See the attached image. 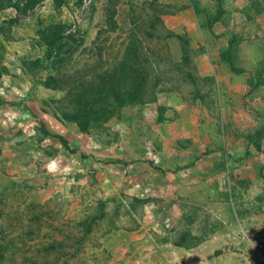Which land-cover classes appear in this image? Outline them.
Returning <instances> with one entry per match:
<instances>
[{"label":"rangeland","instance_id":"1","mask_svg":"<svg viewBox=\"0 0 264 264\" xmlns=\"http://www.w3.org/2000/svg\"><path fill=\"white\" fill-rule=\"evenodd\" d=\"M222 1L190 5L259 76L242 130L163 0H0V264H261L264 0ZM134 63L147 98L113 106Z\"/></svg>","mask_w":264,"mask_h":264},{"label":"crops","instance_id":"2","mask_svg":"<svg viewBox=\"0 0 264 264\" xmlns=\"http://www.w3.org/2000/svg\"><path fill=\"white\" fill-rule=\"evenodd\" d=\"M168 10L163 15L166 26L175 31H186L191 38V47L194 50L201 49L193 56L192 64L196 75L201 78H208L214 87L218 105L221 106V112L225 115H231L235 119V126L242 130L254 125L256 119L252 117L251 112L246 105V93L251 91L256 79L259 76H252L248 73L246 66L238 65L233 67L226 58L221 55L229 48L228 39L232 36L233 30L230 27L213 26L210 30L201 28L196 25L194 10L190 5V0H163ZM201 1V0H198ZM243 2L249 6V0H223V8L228 10V6ZM239 8V5H238ZM199 27V28H198ZM249 28V27H246ZM257 32V31H256ZM260 34H264V26L259 29ZM198 36V42L195 36ZM238 71V72H237ZM199 119L205 122L198 124ZM209 121L205 117H199L192 121H182L180 123L182 133L185 137H194L206 135L203 127ZM260 122V121H258ZM217 124V122H215ZM175 125H178L175 124ZM198 130H202L203 133ZM165 174V172H163ZM193 175L199 179L206 178L201 172H195Z\"/></svg>","mask_w":264,"mask_h":264},{"label":"trees","instance_id":"3","mask_svg":"<svg viewBox=\"0 0 264 264\" xmlns=\"http://www.w3.org/2000/svg\"><path fill=\"white\" fill-rule=\"evenodd\" d=\"M0 7L3 6L1 5ZM45 41L47 42V39H45ZM144 68H145L144 64L141 65L140 67V64L134 63L130 71L126 75H124V80H122L123 84L119 85L117 84V81H115L116 79L114 80L116 84L119 86H117L118 87L117 91L113 90L109 93V98L113 99V106L115 105L121 106L129 102L140 103L143 102L145 98H147V96H145L143 93V89L146 88V85L150 83L151 80H149L147 77L144 76V70H143ZM158 80L159 79L155 77V79L153 80V84H157ZM262 82L264 83V80H262ZM107 84L108 83L106 81L103 82V85H107ZM122 89H126L125 93H123ZM113 106L111 107V109L113 108ZM111 109L109 112H107V114L111 112ZM58 139L61 142V144L67 150H69L65 139L60 136H58Z\"/></svg>","mask_w":264,"mask_h":264},{"label":"built area","instance_id":"4","mask_svg":"<svg viewBox=\"0 0 264 264\" xmlns=\"http://www.w3.org/2000/svg\"><path fill=\"white\" fill-rule=\"evenodd\" d=\"M261 264H264V257L261 259Z\"/></svg>","mask_w":264,"mask_h":264}]
</instances>
